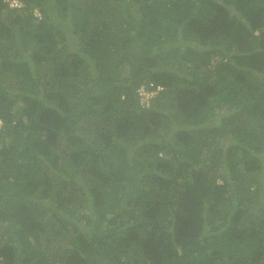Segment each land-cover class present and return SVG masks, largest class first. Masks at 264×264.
Wrapping results in <instances>:
<instances>
[{"label":"trees","instance_id":"16d2710c","mask_svg":"<svg viewBox=\"0 0 264 264\" xmlns=\"http://www.w3.org/2000/svg\"><path fill=\"white\" fill-rule=\"evenodd\" d=\"M19 1L0 264H264V0Z\"/></svg>","mask_w":264,"mask_h":264},{"label":"built area","instance_id":"2783aa9c","mask_svg":"<svg viewBox=\"0 0 264 264\" xmlns=\"http://www.w3.org/2000/svg\"><path fill=\"white\" fill-rule=\"evenodd\" d=\"M13 5H19L21 2L19 0H13ZM36 15H40V12L36 11ZM164 86L158 85V86H147L145 84H141L137 87L136 91L138 95L140 96V100L142 103L149 105L150 100L154 98L162 89Z\"/></svg>","mask_w":264,"mask_h":264},{"label":"clouds","instance_id":"9594fccd","mask_svg":"<svg viewBox=\"0 0 264 264\" xmlns=\"http://www.w3.org/2000/svg\"><path fill=\"white\" fill-rule=\"evenodd\" d=\"M36 11H38V12H40L39 10H36ZM36 13V12H35ZM41 14V13H40Z\"/></svg>","mask_w":264,"mask_h":264}]
</instances>
